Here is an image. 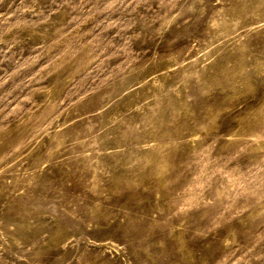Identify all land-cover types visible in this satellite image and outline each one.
Listing matches in <instances>:
<instances>
[{"label":"rangeland","instance_id":"obj_1","mask_svg":"<svg viewBox=\"0 0 264 264\" xmlns=\"http://www.w3.org/2000/svg\"><path fill=\"white\" fill-rule=\"evenodd\" d=\"M0 264H264V0H0Z\"/></svg>","mask_w":264,"mask_h":264}]
</instances>
